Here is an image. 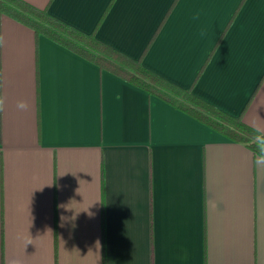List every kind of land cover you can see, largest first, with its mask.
<instances>
[{"label":"crops","instance_id":"0c3cea01","mask_svg":"<svg viewBox=\"0 0 264 264\" xmlns=\"http://www.w3.org/2000/svg\"><path fill=\"white\" fill-rule=\"evenodd\" d=\"M25 1L264 133V0ZM0 264H264V158L0 13Z\"/></svg>","mask_w":264,"mask_h":264},{"label":"trees","instance_id":"16d2710c","mask_svg":"<svg viewBox=\"0 0 264 264\" xmlns=\"http://www.w3.org/2000/svg\"><path fill=\"white\" fill-rule=\"evenodd\" d=\"M243 2V1H242ZM0 13L31 28L87 61L154 95L234 142L264 158V133L193 93L181 88L132 58L101 42L95 31L86 33L25 0H0ZM158 31V30H157ZM156 34V33H155Z\"/></svg>","mask_w":264,"mask_h":264},{"label":"clouds","instance_id":"9594fccd","mask_svg":"<svg viewBox=\"0 0 264 264\" xmlns=\"http://www.w3.org/2000/svg\"><path fill=\"white\" fill-rule=\"evenodd\" d=\"M18 107L21 108V109H25L27 107V104L22 101V102L19 103Z\"/></svg>","mask_w":264,"mask_h":264}]
</instances>
